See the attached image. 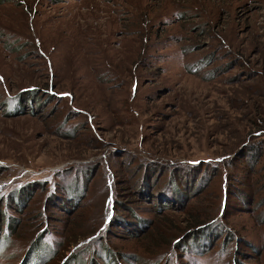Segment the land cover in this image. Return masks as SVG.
<instances>
[{"label": "rangeland", "instance_id": "374dc122", "mask_svg": "<svg viewBox=\"0 0 264 264\" xmlns=\"http://www.w3.org/2000/svg\"><path fill=\"white\" fill-rule=\"evenodd\" d=\"M40 240L34 264H264V0H0V264Z\"/></svg>", "mask_w": 264, "mask_h": 264}, {"label": "trees", "instance_id": "16d2710c", "mask_svg": "<svg viewBox=\"0 0 264 264\" xmlns=\"http://www.w3.org/2000/svg\"><path fill=\"white\" fill-rule=\"evenodd\" d=\"M30 90H35V88H30ZM153 171H154V168H150V169H148V171H144L143 172V175H142V177L140 178L142 181H143V183H144V187H146V188H144V192H146V195H148V198L149 199H151L152 198V200L155 198V195H154V193L152 192V189L154 190V185H156V183L155 182H157L158 181V179H157V175L156 176H153ZM142 183V184H143ZM186 183V182H185ZM248 184H250V186H252V184H253V182H249ZM142 187V186H141ZM186 188H187V190H188V187H187V185H186ZM183 189V188H182ZM175 182L173 183V185H172V183H171V188H169V189H166V191L164 192V193H161V195L162 196H164V198L165 199H167V198H169V199H171V197L173 198V197H175V191H177V190H182ZM175 190V191H174ZM178 192V191H177ZM173 193V194H172ZM179 193V192H178ZM21 194V193H20ZM24 194H25V192H24ZM24 194L23 195H21V196H24ZM27 194V193H26ZM156 194V193H155ZM175 194V195H174ZM244 196V198H248V194H241V196ZM168 196H171V197H168ZM177 196V195H176ZM25 201V200H24ZM130 207V206H129ZM130 210H131V208H129ZM137 217V216H136ZM136 217H134V215H132L131 216V218L130 219H128L127 217H125V216H122L121 215V218L124 220V223H125V225H126V227L127 228H129L130 230L132 229V232L133 233H135L134 232V229H136V220H135V218ZM134 219V220H133ZM129 221H131L130 222V227L129 226H127V223L129 222ZM140 221V220H139ZM142 221V220H141ZM120 222V221H119ZM214 222L215 221H209V222H205V220H203V219H194L193 218V220H190V224L188 225L189 227L186 229V231H185V234H188V235H190V238L193 240V241H195V242H197V244L198 243H202V240H205L206 238H209L212 234H213V232L215 231V229L212 227V223L214 224ZM118 224V223H117ZM141 224H143V223H141ZM127 231V230H126ZM130 233V232H129ZM43 242V241H42ZM41 242V240H40V242L38 241V242H34V244L31 246V248L28 250L29 252H28V254H27V256H26V260H25V264H34V262L33 261H37L38 263H41V262H43L44 261V259H45V254H46V250L45 249H42L41 250V248L44 246L45 247V245L46 246H48L46 243H42ZM38 243L40 244L39 246H37L38 245ZM43 244V245H42ZM34 246V247H33ZM35 247H38L37 249H39V250H37V249H34V251L33 252H31L32 251V249L33 248H35ZM37 250V251H36ZM41 250V251H40ZM112 254V253H111ZM73 256H75V255H73ZM110 258V257H109ZM129 259V258H128ZM73 260V259H72ZM113 262V261H112ZM112 264H115L114 262L112 263Z\"/></svg>", "mask_w": 264, "mask_h": 264}]
</instances>
